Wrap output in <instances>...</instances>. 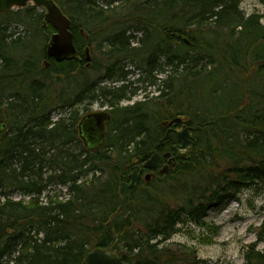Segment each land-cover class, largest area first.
I'll list each match as a JSON object with an SVG mask.
<instances>
[{
    "label": "trees",
    "instance_id": "16d2710c",
    "mask_svg": "<svg viewBox=\"0 0 264 264\" xmlns=\"http://www.w3.org/2000/svg\"><path fill=\"white\" fill-rule=\"evenodd\" d=\"M53 1L75 50L60 68L40 62L55 31L43 9L0 12V264H80L111 244L108 221L125 264H192L191 249L170 241L178 227L204 225L209 209L264 181V14H246L241 0ZM11 22L27 33L12 38ZM86 47L98 57L87 61ZM127 65L158 93L121 105L139 88ZM95 100L110 119L92 148L77 128L89 110L76 105ZM183 124L194 144L172 166L165 155ZM160 139L158 166L118 211L119 182ZM263 239L264 223L244 264H264Z\"/></svg>",
    "mask_w": 264,
    "mask_h": 264
},
{
    "label": "rangeland",
    "instance_id": "374dc122",
    "mask_svg": "<svg viewBox=\"0 0 264 264\" xmlns=\"http://www.w3.org/2000/svg\"><path fill=\"white\" fill-rule=\"evenodd\" d=\"M29 6H32V4H28L26 7ZM240 7L246 14L252 12L264 14V3L261 0H241ZM15 9L17 7L13 8V10ZM36 11L40 12L42 9L37 7ZM261 23L264 27V18L261 19ZM8 27L21 36H24L28 30L26 25L15 22H11ZM137 35L140 36V33ZM39 42L41 43V41ZM42 42H44L42 45L45 47L48 38L45 41L42 39ZM38 48L39 46H36V49ZM88 51L90 56L98 57L95 50L88 48ZM33 53L35 54L34 60L38 52L34 51ZM70 55L75 56V52L67 54V56ZM126 69L133 72L129 74L128 79L134 81L138 77L137 71L134 70L132 65H127ZM100 74V72L94 73V79ZM99 84L110 86L114 84L121 85L122 82L112 83L109 79H102ZM135 86H139V88L122 100L121 105L132 104L143 99L146 95L150 97L158 93L156 86L147 85V83L134 81L131 87ZM87 102H85V107H87L89 113L106 109V106L100 105L98 100L90 105H87ZM78 108L80 112H83V105H79ZM53 117H56V113ZM180 119H183V117L181 116ZM11 197L17 199L19 195L12 194ZM62 197L66 196L63 194ZM203 223L202 226L191 223L180 225L170 241L182 243L191 249L193 253L191 257L192 264H244L246 246L257 239V232L260 231L261 225L264 223V181L257 183L252 188L242 189L235 197L228 200L223 207L209 209ZM257 248L264 252V239L258 243Z\"/></svg>",
    "mask_w": 264,
    "mask_h": 264
},
{
    "label": "water",
    "instance_id": "95a60500",
    "mask_svg": "<svg viewBox=\"0 0 264 264\" xmlns=\"http://www.w3.org/2000/svg\"><path fill=\"white\" fill-rule=\"evenodd\" d=\"M34 4L38 7H42L46 12L44 19L49 22L55 29L50 37V41L47 45V54L53 56L56 59L64 58L70 53L73 48V35L70 31V20L62 13L61 9L55 4L53 0H0V12H6L14 7L23 8L27 4ZM86 60L91 59L88 48L85 50ZM110 119V114L106 111L92 112L82 119L79 124V133L84 143L89 147H95L102 143L104 138V126L106 121ZM188 118H185V122ZM5 125H0V140L2 130ZM178 144L174 145L176 150V157L185 158L188 151L193 146V140L190 138V133L186 124L182 125V128L177 132ZM162 139H160L149 152V158L142 163L136 164L132 168V172L129 175L128 183H121L119 187V208L118 211H122L127 207L129 202L128 190L130 187L135 186L139 179L142 169L152 170L157 166L159 160V153L156 148L160 146ZM171 164L175 162L174 159L170 160ZM151 177L150 173L144 175L145 181H148ZM108 234L112 237V242L107 247H94L92 250L85 253L80 264H125L122 258L112 249V244L117 241V236L113 231L111 221L107 222Z\"/></svg>",
    "mask_w": 264,
    "mask_h": 264
},
{
    "label": "bare ground",
    "instance_id": "6f19581e",
    "mask_svg": "<svg viewBox=\"0 0 264 264\" xmlns=\"http://www.w3.org/2000/svg\"><path fill=\"white\" fill-rule=\"evenodd\" d=\"M56 4V3H55ZM44 17V16H43ZM68 18V17H67ZM69 19V18H68ZM70 20V19H69ZM47 23H49V22H46L45 21V19H44V23H43V26L45 27L46 26V24ZM50 24V23H49ZM70 24H71V22H70ZM51 25V24H50ZM52 26V25H51ZM39 27V26H38ZM53 27V26H52ZM10 30H12V31H10ZM6 33H12V38H15V37H18L19 35L17 34V33H15V32H13V29H9V27H7V29H6V31H5ZM44 33V32H43ZM54 32H51V33H49L47 36H48V39L51 37V35L53 34ZM43 36H45V34H43ZM37 37L38 38H42V33L40 32V31H38V34H37ZM31 45H34L33 43L31 44ZM29 46V43H26V48ZM28 49H31V47H29ZM40 54H41V52H40ZM41 57H42V59H40V62H41V64H42V66H43V68L44 69H48L49 68V65H51V62H54L53 64L55 65V67L56 68H60V65H59V63H61L62 61H64V58H60V59H56V58H54L53 56H50V55H48L47 54V46H45L44 47V49H43V51H42V55H41ZM0 64H1V61H0ZM86 101H83L82 102V104H78V105H76L77 107H79V105H84V103H85ZM80 111V110H79ZM80 113V112H79ZM85 116H84V114H82V113H80V116H79V120H78V122H77V128H79V124L81 123V121H82V119L84 118ZM79 130V129H78ZM104 132H105V126H104ZM78 135L80 136V133H78ZM103 140H104V138H103ZM193 144H194V142H193ZM97 146H95V147H92V148H96ZM153 148V147H152ZM157 149V148H156ZM152 150V149H151ZM150 150V151H151ZM149 151V152H150ZM149 154V153H148ZM176 155V152H175V154L173 155V156H170V155H168V154H166L165 155V157H167L168 159H169V161L171 160V159H174V160H176L178 157H176L175 156ZM149 158V155H148V157H147V159ZM146 159V160H147ZM144 162V161H143ZM142 163V162H141ZM171 163V162H170ZM175 163L176 162H174L173 164H171L172 166H174L175 165ZM133 168V167H132ZM131 172H132V170H131ZM130 172V173H131ZM143 174H145V171L142 173V175ZM130 175V174H129ZM129 175H128V180H125V181H120L119 182V184H118V188H117V191L119 190V187H120V184L121 183H128L129 182ZM134 187V186H133ZM133 187H130L129 188V190H128V194H129V197L131 198V196H130V190L133 188ZM58 188L60 189V194L61 195H63L64 194V196H67L66 194H65V191H66V187H64V186H58ZM118 194H119V192H118ZM120 197V196H119ZM12 198V197H11ZM19 198H20V196H19ZM19 198H17V199H19ZM43 198V197H42ZM63 198H65V197H60V199H63ZM130 198H129V202H128V205H129V203H130ZM27 199H28V197H27ZM43 201H44V198H43ZM127 205V206H128Z\"/></svg>",
    "mask_w": 264,
    "mask_h": 264
},
{
    "label": "flooded vegetation",
    "instance_id": "af4514ba",
    "mask_svg": "<svg viewBox=\"0 0 264 264\" xmlns=\"http://www.w3.org/2000/svg\"><path fill=\"white\" fill-rule=\"evenodd\" d=\"M74 57H75L74 55L66 56V57L64 58V60L73 59Z\"/></svg>",
    "mask_w": 264,
    "mask_h": 264
}]
</instances>
